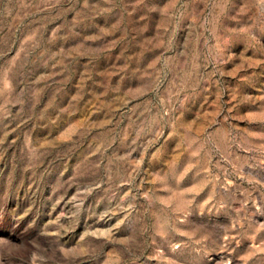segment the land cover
<instances>
[{"label": "rangeland", "instance_id": "obj_1", "mask_svg": "<svg viewBox=\"0 0 264 264\" xmlns=\"http://www.w3.org/2000/svg\"><path fill=\"white\" fill-rule=\"evenodd\" d=\"M0 264H264V0H0Z\"/></svg>", "mask_w": 264, "mask_h": 264}]
</instances>
